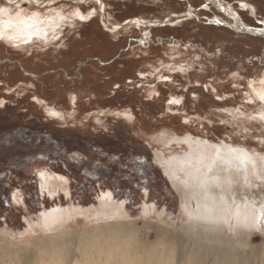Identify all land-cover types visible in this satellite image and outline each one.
Instances as JSON below:
<instances>
[{
  "label": "rangeland",
  "instance_id": "rangeland-1",
  "mask_svg": "<svg viewBox=\"0 0 264 264\" xmlns=\"http://www.w3.org/2000/svg\"><path fill=\"white\" fill-rule=\"evenodd\" d=\"M36 1L47 2L16 0L12 8L45 16L60 8L69 19L47 42L19 46L0 38V264H50L36 244L46 233L42 212L57 207L72 208L75 230L96 225L98 212L122 208L120 219L134 221L137 235L151 243L168 235L183 255L182 225L221 219L197 212L195 199L193 211L184 205L162 158L185 155L190 146L169 145L171 137L232 145V163L256 157L262 186L252 191L264 201V100L255 93L264 80L263 36L236 32L229 9L207 0H102L104 10L100 0ZM223 1L248 30L263 29L264 0ZM76 8L96 14L72 19ZM106 17L119 25L114 31ZM137 18L164 23L149 28ZM43 173L65 177L68 193L52 195ZM108 192L115 205L107 210L100 199ZM259 219L240 222L255 246L264 244ZM22 240L28 250L18 246Z\"/></svg>",
  "mask_w": 264,
  "mask_h": 264
},
{
  "label": "bare ground",
  "instance_id": "bare-ground-1",
  "mask_svg": "<svg viewBox=\"0 0 264 264\" xmlns=\"http://www.w3.org/2000/svg\"><path fill=\"white\" fill-rule=\"evenodd\" d=\"M6 1L7 4L0 6V9H8L7 13L0 11V38L10 44L13 43V45L21 46L37 40L47 42L61 33V28L69 19L68 15L60 8L53 9L50 14L46 12L48 16L37 11L28 14L25 10V12L23 10L15 11L12 8L16 0ZM28 1L36 6L47 2ZM207 1L219 10L227 11L229 9L225 14L232 18V26L237 30L236 32H245L249 29L239 19L240 17L238 18V15L233 13V4L214 0ZM242 2L255 16L254 7H250L247 2ZM100 4L104 10L105 4L102 0H100ZM79 9L76 8L73 12L71 11L72 13L70 12L69 15L72 19H89L94 16L95 11L84 14ZM189 13L194 14L191 10ZM106 19L108 22L105 25L111 31L119 26L111 23L110 18L106 17ZM216 19L220 23H224L223 18L216 17ZM161 22L164 23L162 20L136 19L137 25H146L149 28ZM262 24L264 29V23ZM261 82V88L256 89L255 93L258 98L264 100V80ZM48 112L52 115H62L52 107ZM176 141L186 142L190 146V151L185 155H178L171 159L162 158V164L176 190L186 200L187 204H183L193 211L195 209L193 199H195L197 212L212 216L220 215L221 219L218 224H206L203 221L201 223L199 220L181 226V237L186 236V239L181 240L185 249V252L183 250L181 254H187L186 250H188L187 252L190 251L188 257L185 255L177 257L178 252L176 253L175 248L180 250L182 247L178 242H173L168 235L160 237L155 243L147 241L146 234L142 237L137 235V225L134 221L120 219L125 215L122 208L110 209L115 204L113 205V198L108 192L102 194L100 201L107 210H110L98 212L96 225L83 226L78 230L72 228L73 223H70L72 208L70 207H57L42 212L40 223L46 233L39 238L36 245L41 252L48 254V261H51L52 264H264V244L255 246L250 229L240 225L242 224L240 222L245 221L248 217L253 218L259 215L261 218L260 208L261 204L264 205V201L256 199V195L252 191L253 188L262 186L256 179V157L247 155L243 157L242 164H240L241 162L232 163L236 152L232 145H215L200 140L195 141L190 136L185 138L176 136L167 140L169 145ZM51 173L42 174L43 187L52 195H55L54 193L59 192L60 189L68 193V182L65 177ZM259 192L263 193L262 199L264 200L262 189H259ZM14 196L16 201L21 198L18 192ZM76 210L78 211V208L74 207L73 211L76 212ZM233 219H236L237 228H235V234L231 235L229 231ZM258 222H262V220L259 219ZM129 226L130 230L127 229ZM32 230L33 227L30 231ZM165 230L162 231V234H166ZM13 241L15 246V240ZM18 246L28 250L29 242L22 240ZM136 246L143 251L136 252ZM9 247L11 246L9 245L8 249ZM34 252L35 250H32V254ZM51 255H55V257Z\"/></svg>",
  "mask_w": 264,
  "mask_h": 264
},
{
  "label": "water",
  "instance_id": "water-1",
  "mask_svg": "<svg viewBox=\"0 0 264 264\" xmlns=\"http://www.w3.org/2000/svg\"><path fill=\"white\" fill-rule=\"evenodd\" d=\"M214 1H218L220 3H225V1H223V0H214ZM224 25H227V24H224ZM242 26H244V25H242ZM258 29L259 28H255V29H252V30H245V33L247 32L250 35H256V36H263L264 37V29L263 30H258Z\"/></svg>",
  "mask_w": 264,
  "mask_h": 264
},
{
  "label": "snow or ice",
  "instance_id": "snow-or-ice-1",
  "mask_svg": "<svg viewBox=\"0 0 264 264\" xmlns=\"http://www.w3.org/2000/svg\"><path fill=\"white\" fill-rule=\"evenodd\" d=\"M0 11H3L4 13H7L8 9H0ZM6 24L8 22H5ZM260 213H261V217L264 218V205H261V208H260ZM262 222H264V219H262Z\"/></svg>",
  "mask_w": 264,
  "mask_h": 264
}]
</instances>
